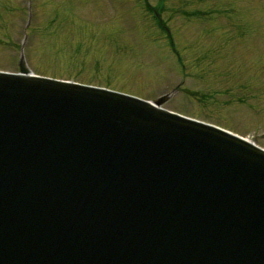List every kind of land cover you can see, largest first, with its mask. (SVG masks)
<instances>
[{"label": "water", "instance_id": "1", "mask_svg": "<svg viewBox=\"0 0 264 264\" xmlns=\"http://www.w3.org/2000/svg\"><path fill=\"white\" fill-rule=\"evenodd\" d=\"M136 104L44 78L0 75V142L15 143L0 148V264H141L153 260L162 233L190 232L206 208L221 220L207 237L204 264H264V155L234 152L232 141L208 128ZM217 140L231 153L225 150L221 167L203 156ZM67 151L88 152L134 184L120 251L106 239L109 223L102 222L98 238V220L78 205V173L55 156L70 162ZM198 154L193 168L201 172L191 173L188 160ZM215 191L225 205L211 204ZM117 197L125 200L124 193ZM252 219L262 224L257 231Z\"/></svg>", "mask_w": 264, "mask_h": 264}, {"label": "rangeland", "instance_id": "2", "mask_svg": "<svg viewBox=\"0 0 264 264\" xmlns=\"http://www.w3.org/2000/svg\"><path fill=\"white\" fill-rule=\"evenodd\" d=\"M133 1L118 0L114 14L108 0H33L28 67L146 98L180 86L165 107L264 144V0H165L163 17L185 67L146 8L131 11ZM25 17L26 0H0L1 69H18Z\"/></svg>", "mask_w": 264, "mask_h": 264}]
</instances>
